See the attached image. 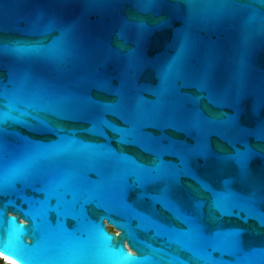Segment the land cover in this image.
<instances>
[{
	"label": "water",
	"instance_id": "1",
	"mask_svg": "<svg viewBox=\"0 0 264 264\" xmlns=\"http://www.w3.org/2000/svg\"><path fill=\"white\" fill-rule=\"evenodd\" d=\"M0 244L264 264V0H0Z\"/></svg>",
	"mask_w": 264,
	"mask_h": 264
},
{
	"label": "snow or ice",
	"instance_id": "2",
	"mask_svg": "<svg viewBox=\"0 0 264 264\" xmlns=\"http://www.w3.org/2000/svg\"><path fill=\"white\" fill-rule=\"evenodd\" d=\"M148 6H152V5L149 4ZM138 26H140V25H138ZM101 231H102V228H101ZM107 239L109 241H112L113 238L107 237ZM118 243L119 242H116V246L117 247H118ZM0 250L7 251L8 249H7V246L6 245L0 244ZM118 250H119L120 255L123 256V258L128 262V264H135V262L138 260L137 257H135V256H129L127 253H124L122 248H118Z\"/></svg>",
	"mask_w": 264,
	"mask_h": 264
},
{
	"label": "bare ground",
	"instance_id": "3",
	"mask_svg": "<svg viewBox=\"0 0 264 264\" xmlns=\"http://www.w3.org/2000/svg\"><path fill=\"white\" fill-rule=\"evenodd\" d=\"M1 256V255H0ZM3 257V256H2ZM4 260H5V262H8L9 264H16L14 261H12V260H10V259H8V258H5L4 257Z\"/></svg>",
	"mask_w": 264,
	"mask_h": 264
},
{
	"label": "clouds",
	"instance_id": "4",
	"mask_svg": "<svg viewBox=\"0 0 264 264\" xmlns=\"http://www.w3.org/2000/svg\"><path fill=\"white\" fill-rule=\"evenodd\" d=\"M5 264H9L8 262H5Z\"/></svg>",
	"mask_w": 264,
	"mask_h": 264
},
{
	"label": "trees",
	"instance_id": "5",
	"mask_svg": "<svg viewBox=\"0 0 264 264\" xmlns=\"http://www.w3.org/2000/svg\"><path fill=\"white\" fill-rule=\"evenodd\" d=\"M1 264H5V263L1 262Z\"/></svg>",
	"mask_w": 264,
	"mask_h": 264
},
{
	"label": "flooded vegetation",
	"instance_id": "6",
	"mask_svg": "<svg viewBox=\"0 0 264 264\" xmlns=\"http://www.w3.org/2000/svg\"><path fill=\"white\" fill-rule=\"evenodd\" d=\"M109 229V228H108ZM110 230V229H109Z\"/></svg>",
	"mask_w": 264,
	"mask_h": 264
},
{
	"label": "rangeland",
	"instance_id": "7",
	"mask_svg": "<svg viewBox=\"0 0 264 264\" xmlns=\"http://www.w3.org/2000/svg\"><path fill=\"white\" fill-rule=\"evenodd\" d=\"M111 229V228H110Z\"/></svg>",
	"mask_w": 264,
	"mask_h": 264
}]
</instances>
